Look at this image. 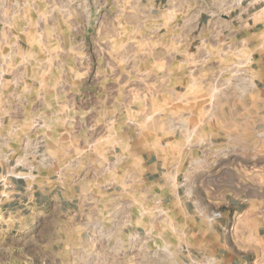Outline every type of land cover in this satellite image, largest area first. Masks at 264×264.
Returning <instances> with one entry per match:
<instances>
[{
	"label": "rangeland",
	"instance_id": "1",
	"mask_svg": "<svg viewBox=\"0 0 264 264\" xmlns=\"http://www.w3.org/2000/svg\"><path fill=\"white\" fill-rule=\"evenodd\" d=\"M111 1L115 7L110 0H84L79 19H72L76 2L70 19H40V12L19 19L0 66L4 171L31 177L42 169L54 178L101 183L124 174L128 147L149 143V150L162 146L176 159L178 179L169 166L166 179L187 193L195 186L200 197L207 190L218 200L226 190L264 197V104L254 127L251 103L244 104V121H236L228 114L241 108L220 102L241 71H230L227 82L215 75L207 93L183 89L180 95L178 87L173 96V75L164 72L172 57L162 55L172 47L164 37L171 19H141L157 10L141 8L139 0ZM238 122H244L239 135ZM175 139L182 142L177 152ZM156 221L150 212L142 233L131 232L114 250L101 248L96 258L67 249L66 264H188L174 249L179 233L171 217L165 213L163 232Z\"/></svg>",
	"mask_w": 264,
	"mask_h": 264
},
{
	"label": "crops",
	"instance_id": "2",
	"mask_svg": "<svg viewBox=\"0 0 264 264\" xmlns=\"http://www.w3.org/2000/svg\"><path fill=\"white\" fill-rule=\"evenodd\" d=\"M83 1L0 0V66L9 54L10 40L16 37L19 19L38 12L40 19H70L73 2L77 14L72 19H79L84 13ZM139 1L141 8L157 10L156 16L147 11L141 19H171L164 37L171 40L172 47L162 55L164 59L172 57L169 66L164 64V72L173 75L172 95L177 97L178 87L180 95L183 89H207V93L215 84V75L227 82L230 71L237 75L241 71L243 76H237L231 95L220 102L241 108L228 114L236 121H244V104L251 103L256 109L253 126L260 125L264 104V3ZM109 4V8L116 6L111 0ZM194 101L201 102L189 99ZM236 126L238 135L243 134L244 122ZM179 140L172 141L176 152L182 145ZM149 145L144 149L128 147L130 166L123 175L105 177L101 183L54 178L38 169L31 177L11 181L9 189L0 187V264H66L70 248L76 249L78 257L87 254L96 258L101 248L114 250L118 241L126 245L124 241L131 232L142 233L150 212L157 216L158 232L164 231L165 213L171 217L173 230L179 233L174 249H178L183 262L264 264V197L248 193L230 196L226 190L218 200L207 190L200 197L195 186L187 193L174 183L178 179L174 168L180 166L176 159L167 156L162 146L149 150ZM166 166L173 169L174 182L166 179ZM4 169L7 166L0 161V174ZM217 211L219 218L213 216Z\"/></svg>",
	"mask_w": 264,
	"mask_h": 264
},
{
	"label": "built area",
	"instance_id": "3",
	"mask_svg": "<svg viewBox=\"0 0 264 264\" xmlns=\"http://www.w3.org/2000/svg\"><path fill=\"white\" fill-rule=\"evenodd\" d=\"M240 3L242 2V0H238ZM252 1V3H264V0H250ZM25 177L23 175H19V173L17 172H11V170L9 171H4L2 174H0V187L3 189H9L11 188L13 185L11 184V181H19V180H24ZM5 195H3L4 197ZM214 217L219 218L220 217V213L216 212L213 215Z\"/></svg>",
	"mask_w": 264,
	"mask_h": 264
}]
</instances>
